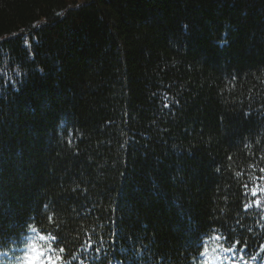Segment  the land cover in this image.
I'll return each instance as SVG.
<instances>
[{"label": "trees", "instance_id": "trees-1", "mask_svg": "<svg viewBox=\"0 0 264 264\" xmlns=\"http://www.w3.org/2000/svg\"><path fill=\"white\" fill-rule=\"evenodd\" d=\"M261 169L264 0H0V264H262Z\"/></svg>", "mask_w": 264, "mask_h": 264}, {"label": "snow or ice", "instance_id": "snow-or-ice-1", "mask_svg": "<svg viewBox=\"0 0 264 264\" xmlns=\"http://www.w3.org/2000/svg\"><path fill=\"white\" fill-rule=\"evenodd\" d=\"M164 107L168 108L170 107V105L168 103H165ZM260 171L264 172V169H261ZM244 187L247 188L248 185L245 184ZM261 191H264V189H261ZM251 194L253 197H255L257 195V191L253 189ZM255 203L258 207H260L259 200L255 201ZM250 206L251 204L245 205V211H247V209ZM261 219H264V217H261ZM32 232L38 234V240L33 237H28L24 240V243L29 245L30 251L25 252L26 259L23 261V264H64V255L61 254H66V250L64 247L59 246L58 237L56 235H51V234H48L46 236L45 234H43V230H38L37 228H32ZM213 232H215V230H213ZM210 239L220 241L221 239H228V237H224L220 234H214L208 237V239L203 240L202 242L199 241L194 242V246L197 249H201L199 251L200 256L207 258V255L209 253L208 240ZM236 243L239 244L240 241H236ZM217 247L219 248L223 246L217 245ZM91 248H92V244L89 242L85 251ZM96 251L99 252V249H96ZM212 251H216V249L214 248L212 249ZM223 251L235 252L236 249L235 247H228V248H223ZM253 258L255 259V257ZM109 264H111V261H109ZM205 264H207V261H205Z\"/></svg>", "mask_w": 264, "mask_h": 264}, {"label": "rangeland", "instance_id": "rangeland-1", "mask_svg": "<svg viewBox=\"0 0 264 264\" xmlns=\"http://www.w3.org/2000/svg\"><path fill=\"white\" fill-rule=\"evenodd\" d=\"M28 45H30V44L28 43ZM252 260H253V259H252ZM249 261H250V260H249L248 258H240L239 261H237V262H232L231 259L228 258V259L226 260V263H227V264H243V262H246V263H247V262H249Z\"/></svg>", "mask_w": 264, "mask_h": 264}, {"label": "bare ground", "instance_id": "bare-ground-1", "mask_svg": "<svg viewBox=\"0 0 264 264\" xmlns=\"http://www.w3.org/2000/svg\"><path fill=\"white\" fill-rule=\"evenodd\" d=\"M239 257L240 258H245V257H243V256H241V255H239ZM249 260H252V258H248ZM254 259V258H253Z\"/></svg>", "mask_w": 264, "mask_h": 264}]
</instances>
